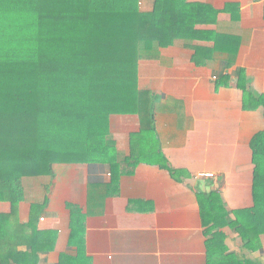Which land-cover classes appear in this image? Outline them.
Listing matches in <instances>:
<instances>
[{
	"label": "crops",
	"instance_id": "crops-1",
	"mask_svg": "<svg viewBox=\"0 0 264 264\" xmlns=\"http://www.w3.org/2000/svg\"><path fill=\"white\" fill-rule=\"evenodd\" d=\"M189 1L219 12L215 24L200 29L239 39L235 64L227 66L228 54L213 52L215 42L205 36L141 61L139 85L155 98V132L141 136L139 117L117 115L111 136L122 160L135 144L156 160L135 169L123 163L115 180L108 166L88 164L56 165L53 178L26 181L22 203L0 202L10 221L5 243L19 241L21 264L34 254L36 264L214 263L201 196L220 194L232 219L254 207L252 141L264 132V106L244 100L239 73L264 97V0ZM141 7L153 11L154 0ZM206 173L216 178H199ZM222 231L230 253L250 258L237 233ZM252 257L264 264V241Z\"/></svg>",
	"mask_w": 264,
	"mask_h": 264
},
{
	"label": "trees",
	"instance_id": "trees-1",
	"mask_svg": "<svg viewBox=\"0 0 264 264\" xmlns=\"http://www.w3.org/2000/svg\"><path fill=\"white\" fill-rule=\"evenodd\" d=\"M218 15L189 0H154L149 12L141 0H0V202L17 207L26 198L25 182L53 178L56 165H106L114 180L123 163L135 169L140 145L122 160L110 123L112 116H137L141 136L155 132V98L140 88V62L205 36L233 66L239 39L199 28ZM239 81L244 100L264 106L242 71ZM252 149L253 208L232 219L220 194L201 196L208 257L217 258L208 264H261L252 255L264 241V132ZM224 228L241 237L250 258L229 252ZM8 232L9 216L0 215V264H21L20 243L7 245Z\"/></svg>",
	"mask_w": 264,
	"mask_h": 264
},
{
	"label": "rangeland",
	"instance_id": "rangeland-1",
	"mask_svg": "<svg viewBox=\"0 0 264 264\" xmlns=\"http://www.w3.org/2000/svg\"><path fill=\"white\" fill-rule=\"evenodd\" d=\"M139 160L143 161V162H150V161H155L156 159L152 158L151 156H148V154L146 155H141L140 157H138Z\"/></svg>",
	"mask_w": 264,
	"mask_h": 264
},
{
	"label": "built area",
	"instance_id": "built-area-1",
	"mask_svg": "<svg viewBox=\"0 0 264 264\" xmlns=\"http://www.w3.org/2000/svg\"><path fill=\"white\" fill-rule=\"evenodd\" d=\"M199 178L215 179L216 175L214 173H206V174L199 175Z\"/></svg>",
	"mask_w": 264,
	"mask_h": 264
}]
</instances>
